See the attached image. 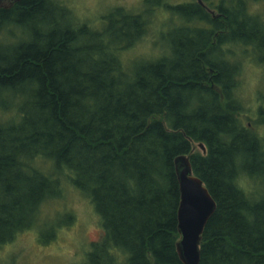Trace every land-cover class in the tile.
Listing matches in <instances>:
<instances>
[{"label":"trees","instance_id":"trees-1","mask_svg":"<svg viewBox=\"0 0 264 264\" xmlns=\"http://www.w3.org/2000/svg\"><path fill=\"white\" fill-rule=\"evenodd\" d=\"M202 2L144 0L96 30L62 0L0 7V36L24 35L0 47V251L70 187L103 230L82 264H183L175 162L190 156L217 204L200 264H264V102L255 131L240 92L245 57L264 65V0ZM156 13L181 22L163 56L126 61Z\"/></svg>","mask_w":264,"mask_h":264},{"label":"rangeland","instance_id":"rangeland-1","mask_svg":"<svg viewBox=\"0 0 264 264\" xmlns=\"http://www.w3.org/2000/svg\"><path fill=\"white\" fill-rule=\"evenodd\" d=\"M62 1L64 6L71 9L74 17L82 23L87 22L95 30L106 25L105 18L117 8L139 12L145 7L144 0ZM172 1L179 3L197 0ZM254 5V11L264 17V4ZM173 17L174 15L167 13H156L151 17L148 35L134 49L125 53L126 61L134 58L162 57L163 53L160 52L168 45L167 36L176 34L174 24L181 23L179 18ZM23 38L22 31L14 29L13 34L5 33L0 36V47L17 45ZM241 53H244L242 49L239 54ZM246 57L242 62L243 75L240 86L246 107L244 122L255 131L262 132L258 125L257 110L264 102V65L260 64L261 60L259 61L258 57L254 58L256 62L249 60L251 54ZM196 151L205 153L199 146L196 147ZM40 220L38 230L20 235L14 242L1 249L0 264H82L87 254L91 253V247L103 240L101 220L94 207L88 199L70 187L65 189L62 198L49 203ZM40 240L50 243L43 244ZM117 255L123 257L121 253ZM119 262L123 264V260L120 259Z\"/></svg>","mask_w":264,"mask_h":264},{"label":"water","instance_id":"water-1","mask_svg":"<svg viewBox=\"0 0 264 264\" xmlns=\"http://www.w3.org/2000/svg\"><path fill=\"white\" fill-rule=\"evenodd\" d=\"M21 1L0 0V7L11 9ZM197 1L203 3L202 0ZM200 148L206 152L204 145H200ZM175 165L181 194L178 256L183 264H200L202 238L209 221L216 213L217 204L203 181L194 174L190 156L179 157Z\"/></svg>","mask_w":264,"mask_h":264}]
</instances>
